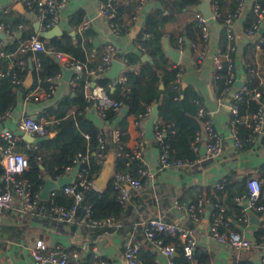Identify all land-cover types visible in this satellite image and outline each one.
Wrapping results in <instances>:
<instances>
[{
    "label": "crops",
    "instance_id": "1",
    "mask_svg": "<svg viewBox=\"0 0 264 264\" xmlns=\"http://www.w3.org/2000/svg\"><path fill=\"white\" fill-rule=\"evenodd\" d=\"M155 1L160 2V0ZM204 1L201 0L198 4L188 6L181 15L164 25L165 35L162 39V48L164 39L169 48H179L178 38H183L184 44L182 43L179 49L178 64H174L171 60L170 62L178 65L181 69L180 80H183L185 85H191L199 91L207 117L221 138V154L216 157H210L208 154L199 155L195 164L190 167L167 168L162 167L160 162L163 148L157 145L158 139H145L144 152L140 162L143 169L150 172L152 176L139 192L130 191L127 210L121 216L122 225L120 227H89L81 219L80 212L73 222L65 223L32 214L22 216L16 210H1L0 264H37L32 256V249L37 241H42L46 252L61 247L67 251L71 260L74 255H77L78 262H72V264H91L94 261H104L106 264H125L123 253L130 240L131 223L139 218L146 220L153 217H161L184 228L194 229L197 238L196 251L207 254L209 262L206 264H239L233 258L232 251L224 243L216 241L209 235V225L214 216L211 202L198 213V222L191 220L188 207L195 203L198 197L207 198V195L213 194L219 184L222 186L228 184L233 189H237L241 185L247 191V180L250 177L259 178L264 174V124L261 130L247 141V122L252 115L248 111L247 102L239 103L237 122L234 121L230 109L233 103V93L242 84L247 83L260 90L264 88V50L258 46L260 40L263 41L264 27L262 24L257 25V32L255 30L251 35L245 33V25L256 18L253 13L256 4L255 0H242L239 12L231 25L233 38L230 40L232 44H229L235 48L233 51L235 52L236 76L234 88L218 95L213 83L215 67L212 55L219 53V38L223 28L225 30L223 24L212 17L207 18L208 50L201 61L197 60V54L191 48L192 43H200V33L193 17L196 12H200L206 18L204 13L206 8L202 7ZM137 2L138 0L119 1L122 9L118 22L122 25L121 27L126 28L119 32H114L108 22L98 16L99 0H67L66 6L58 13L57 25L62 34L67 32L72 36L82 38L86 64H97L108 44L117 50L116 59L118 61L127 55L139 56L141 61H151L143 45V40L150 36H146L147 34L143 31L147 11L144 8V11L140 12L135 19L131 17L135 12ZM167 2L164 0V3ZM160 3L162 4V2ZM231 5L232 0H220L221 12L228 15ZM207 11L211 13L210 6ZM7 14L11 15L13 19L28 20L23 28L34 32L33 25L36 21L33 15L29 14L16 0H0V21ZM83 22L88 23V28L80 33L78 28ZM16 33V36L21 38L22 33L19 30ZM19 33H21L20 36H18ZM189 38H192L193 41H190ZM11 41H13V37L0 30V47ZM253 43H255L254 49L251 55H247L248 45ZM174 45L177 47L174 48ZM34 54L31 57L32 61L35 58ZM14 57H19V55L14 53L4 55L0 59V70L6 62L11 67L10 62ZM250 66L257 70V76L253 78L247 74ZM139 67L140 63L137 61L129 68L136 71ZM68 80H64L63 75L60 79H56V89L50 96L40 87L29 91L15 90L16 103L0 120V133L12 132L15 135L14 148L23 152L26 158V151H30L37 154V161L41 163L56 149L41 148L39 140L43 138L34 137L32 143L25 141L18 129L19 119L29 116L47 127L56 124L57 120L54 115L48 114L49 116H47L46 114L49 109L56 107L60 99L74 95ZM110 87V91H113L114 85ZM74 111L75 109L71 108L68 110V114H73ZM85 112L91 121L100 122V118L96 113L93 114L92 109ZM146 121L147 119L136 123L134 117L127 118L126 148L131 150L134 147L138 137L137 132L140 129L144 130ZM115 125L111 128L114 140L117 132ZM54 134L51 133L50 136L52 137ZM237 139L240 141V145H236ZM41 169L44 171L43 180L45 178L55 181L59 178H74L76 174L75 167L73 170H66L61 176L52 178L47 170L43 167ZM0 187H2L1 182ZM95 190L97 189L95 188ZM261 194V199L264 200V183L261 185ZM175 202L178 203L177 207ZM14 203L17 208L18 200H15ZM230 205L234 206L232 202ZM248 217L249 224H244L241 221L234 223V230L248 238L253 246L251 250L242 255L241 261L263 264L264 237H262L261 243H257L254 232L264 216H261L260 212L249 211ZM137 239L140 241L139 258L143 263L154 264V261L158 260L160 264H166V259L144 239L140 237Z\"/></svg>",
    "mask_w": 264,
    "mask_h": 264
},
{
    "label": "built area",
    "instance_id": "2",
    "mask_svg": "<svg viewBox=\"0 0 264 264\" xmlns=\"http://www.w3.org/2000/svg\"><path fill=\"white\" fill-rule=\"evenodd\" d=\"M20 3L29 14H32L35 21L39 24L41 30H48L57 25L58 13L63 9L67 0H16ZM120 0H99L98 16L106 20L114 32H119L122 29L117 23L119 18V7L121 4ZM124 2L127 0H123ZM155 0H138L135 6V12L132 13L131 17L135 19L140 12L144 11L147 4H151ZM242 0H239L238 6L234 13L226 16L222 15L220 8V0H209V6L211 11V17L218 20L222 19V24L225 27V32L228 40H232V29L231 25L236 18ZM254 16L260 21L263 18L264 10L260 9L259 5L256 4L253 9ZM196 27L200 33V43H192L191 48L197 54V60L201 61L208 50V38L209 31L207 26V18L202 13L196 12L193 17ZM23 27L22 24H18L17 29H11L8 25L0 22V30L5 32L7 35L13 36L18 29ZM88 28V23L83 22L78 30L80 33L84 32ZM258 28L257 24L250 28H245V33L251 35ZM146 36H149L147 34ZM183 42V38H178V50L180 49ZM260 40L259 43H261ZM259 46V44H258ZM234 46L230 45L228 51L233 52ZM32 52H45L43 43L38 39V35H31L26 40H23L14 54L19 55V59L16 63H11L20 67L22 71L25 67V60L22 58L26 53ZM53 58L59 63L62 68V72L57 73L52 78L48 79L50 83L49 90L53 93L56 89L55 80L60 79L63 75V69L72 70V74L69 81V85L73 88L76 86L77 79L85 70V65L79 61H76L71 56L62 52H51ZM4 52L0 51V58L4 56ZM117 50L114 46L108 44L105 47V51L98 62L95 69L87 71V74L91 76L103 75L109 70L112 61L117 60ZM36 66L38 65V59L33 58ZM212 61L214 63L213 78L216 79L218 70L226 64V85L224 92L230 91L234 88L235 67L234 61L229 56V53H215L212 55ZM125 65V68L120 70L116 76V80L113 84L119 85L122 92L128 90L126 84L125 69L127 65L126 58H122L120 61ZM3 71H0V77L3 76ZM249 77L253 78L257 76V70L250 66L247 70ZM181 78V69H178L176 75V81ZM12 83L15 86L22 84L21 77L14 72ZM84 97L86 102H95L93 109L96 111L97 116L103 119L106 111L111 110L113 112H121L123 104L121 101L111 98L107 91L99 85H96L91 80H85L84 82ZM264 91V88H263ZM254 101L258 108L254 112L247 122L246 140L252 139L254 134L258 133L264 124V103L261 101V90L257 87L249 85L247 83L242 84L239 88L235 89L233 93V103L231 104V113L234 116V121H238L239 103ZM90 107L86 105L84 111H89ZM151 108H147L144 115L138 116L135 119L136 123L144 121L151 116ZM9 110L6 112L8 113ZM196 117L201 120L200 125L206 132L207 140L205 143L206 152L210 157H216L221 154L222 143L219 134L214 130L211 120L207 117V112L204 107L199 105L196 113ZM158 120L156 121V123ZM155 123V124H156ZM18 129L21 134L31 135L36 138H47L49 130L46 125L39 121H36L32 117H21L18 121ZM163 130H157L154 125V136L156 139L161 140L163 136ZM117 140V132L115 134ZM137 140L134 147L126 153V156L130 160H141L144 145H145V132L143 129L138 130ZM84 137L88 140L87 134ZM100 140V148L103 147L102 139ZM15 135L10 131H4L0 133V165L3 169V173L0 175V211L1 210H16L18 214H32L35 216H43L52 218L59 222L71 223L73 222L79 212L81 213V219L89 227L92 228H106L111 226L120 227L122 224L115 220L114 217H107L103 219H94L91 216V206L89 204H82L84 194L90 189H95L94 178L89 175V153L86 152L77 153L73 160V165L67 167L66 170L75 169L74 166H78L76 169L75 177L72 181L61 188L52 189L49 193V202L44 201L40 198V193L32 192L29 182L22 178V174L27 170V158L23 152L18 151L14 148ZM201 144V130L196 135L193 142V149L198 150ZM236 145H240V141L236 140ZM200 148V147H199ZM160 162L162 167H190L195 164V160H171L167 147H164L160 154ZM81 166V167H80ZM152 174L147 170L140 168L138 169V175L135 177L128 171H114L111 177L110 183L112 188L117 193V200L119 201L123 209L130 198V191L139 192L146 184ZM264 183V174L261 177H250L246 182L247 192L246 194L234 198L232 205L240 208L239 221L244 224H249L248 212H261L264 206L259 202L261 194V185ZM218 189L222 188V185L217 186ZM61 193L70 198L68 205L56 204L54 197ZM15 200H18V207L15 208ZM207 205H210V201L206 197H198L197 201L189 205L188 210L190 218L193 222H198V213L203 211ZM175 206L178 203L175 202ZM130 240L126 245L123 253V259L125 264H145L139 258L140 253V241L138 237L144 239L152 248H154L162 257L166 259V264H178L175 260L177 247H180L182 256L190 263L195 264L193 255L197 247V238L194 229L184 228L173 222L165 220L161 217H153L150 219H141L134 221L130 225ZM209 235L218 242L224 243L231 251L233 258L240 262L241 257L244 253H247L252 249L250 240L240 233L229 229V219L225 216L224 208H220L219 211L213 216L212 221L209 225ZM169 238H175V240H169ZM32 256L37 264H72V262H78L79 257L74 255L72 260L67 251L61 247L55 248L53 251L46 252L45 245L42 241H37L34 248L32 249ZM264 264V258L262 259ZM91 264H106L104 261H94ZM154 264H160L158 260L154 261Z\"/></svg>",
    "mask_w": 264,
    "mask_h": 264
},
{
    "label": "trees",
    "instance_id": "3",
    "mask_svg": "<svg viewBox=\"0 0 264 264\" xmlns=\"http://www.w3.org/2000/svg\"><path fill=\"white\" fill-rule=\"evenodd\" d=\"M167 3L162 2L164 8H153L145 14L144 33L149 34L148 38L143 40L146 53L151 58V61H141L139 56L127 55V67L125 70L126 84L128 90L122 92L119 85L113 84L114 82L103 75L91 76L87 74L88 70L95 69L97 64H86L85 48L81 37L72 36L65 32L60 36L52 39H44L38 36V39L43 43L45 52H32L26 53L22 58L25 60V67L21 71L20 67L16 64L9 67L8 62L4 63L1 67L3 76L0 77V120L4 117L6 112L10 110L16 103V89L21 91H29L35 88H43L50 96L52 93L49 90L50 83L48 79L55 76L57 73L62 72L59 63L53 58L51 52H62L71 56L76 61L85 65V70L77 79V84L73 87L74 95L66 96L60 99L56 107L49 109L48 114L54 115L57 120L56 124L48 126L49 135L47 138L39 140V146L43 149L54 148L56 151L49 154L44 160L39 163L37 161V154L26 151L28 169L22 174V178L26 179L32 192L40 193L44 184L42 167L47 170L52 178L61 176L66 171L67 167L73 165L77 153H89V176L96 178L103 161L108 155L109 151L115 154L114 169L115 171H128L133 176L138 175V169L143 168L140 160H130L126 153L130 149L126 148L125 143L128 139L127 133V118L132 116L135 119L140 115H144L147 108H152L157 105V120L155 124L157 130H163L161 140H158L157 145L164 148L167 147L169 157L171 160H197L199 158L198 150L193 149V142L196 135L201 130V120L196 117L199 105L204 107L201 95L191 85H184L183 80L176 81V75L179 69L178 65L170 62V59L165 55L162 48V39L165 35L163 27L166 23L174 20L177 16L181 15L184 10L191 5L198 4L201 0H167ZM239 0H232V5L229 14L234 13L238 6ZM260 9L264 10V0H255ZM122 7H119L121 13ZM29 13V12H28ZM223 16H226L222 13ZM4 24L8 25L11 29H17L18 24L28 22L26 19H13L11 15H4L1 19ZM222 24V19H218ZM119 26H122L117 19ZM257 24L264 27V16L258 21L256 18L250 20L245 28H250ZM18 29L22 36L18 38L14 34L13 41L4 43L0 47V51L6 55L14 53L19 44L29 38L35 33L33 30ZM258 30H256L257 32ZM263 41L260 43V48L264 50V31ZM193 41L192 38H189ZM184 44V40L182 42ZM229 44L226 32L223 28L219 38V53H229L235 64V52L228 51ZM254 44H249L247 48V55H251ZM177 46L174 45V48ZM177 49V48H176ZM35 55L38 59V65L31 60ZM20 57H14L11 63H16ZM1 59V58H0ZM136 60V61H135ZM140 63L138 70H132L129 67L136 63ZM249 61V60H248ZM0 70V71H1ZM16 72L22 79L20 86H15L12 83L13 73ZM218 77L214 79V88L218 95L224 93L225 88V75L226 64L218 70ZM32 77V83L29 88L24 85V80L28 75ZM91 80L96 85L102 86L108 95L118 101H121L125 113L106 111L103 119L99 123L91 121L84 111V107L88 105L93 110L95 102H86L84 97V82ZM114 85L113 91H110V86ZM162 85V87H161ZM261 101L264 103V91L261 88ZM249 113L256 112L258 106L254 101L247 102ZM75 109L73 114H68L69 109ZM97 115V114H96ZM239 115V112H238ZM117 122V123H116ZM115 125L117 130V140L113 139L112 126ZM51 133H55L52 137ZM87 134V140L84 135ZM102 139L103 147L100 148V140ZM81 167V166H80ZM75 168V166H74ZM3 169L0 165V175ZM244 186H239L233 189L232 186L225 184L221 189H214V193L207 195L208 200L212 204V213L215 215L220 208H224L225 216L229 219V229L234 230V223L238 222L240 216V208L238 206H231L230 203L234 198L246 194ZM260 194L259 202L264 206V200L261 199ZM50 199L44 200L49 202ZM56 204L68 205L70 198L58 193L54 197ZM91 206V216L94 219H103L107 217H114L115 220L120 222L127 210L123 209L117 200V193L112 188L109 182L108 188L104 191H97L90 189L84 194L83 203ZM234 214V215H233ZM264 216V209L260 212ZM121 223V222H120ZM122 224V223H121ZM235 231V230H234ZM264 237V217L254 232V238L257 243H261ZM175 240V238H169ZM195 264H206L209 262L206 253L197 252L196 249L193 255ZM175 260L178 264H190L183 256L180 247H177ZM239 264H251L249 262L240 261Z\"/></svg>",
    "mask_w": 264,
    "mask_h": 264
},
{
    "label": "water",
    "instance_id": "4",
    "mask_svg": "<svg viewBox=\"0 0 264 264\" xmlns=\"http://www.w3.org/2000/svg\"><path fill=\"white\" fill-rule=\"evenodd\" d=\"M202 7H204V9L206 8V11L204 10V13L206 14V18L211 17L212 16L211 13H209L207 11L208 7H209V0H205L202 3ZM153 8L163 9V6L158 1H155L151 4H147L145 6V10L147 12ZM33 27H34V33L35 34H37L38 36H41L47 40L52 39V38L57 37V36H60L62 34V31L58 25H55L54 27H52L51 29H48V30H41L39 24L36 22L33 25ZM20 35H21V33L18 34V36H20ZM163 43H164L163 49H164L165 55L174 64H178L179 57H180V50L169 48V46L166 44L165 39H164ZM124 68H125V65L123 63H121L118 60H114L111 63L110 69L107 70V72H105L103 74V76L114 82L116 80V76L119 73V71L124 69ZM71 73H72V70L63 69V79L68 80V77ZM31 83H32V77L29 74L24 80V85L29 88L31 86ZM161 87H162V85H161ZM125 111H126L125 108H123L121 110V113L124 114ZM156 121H157V105H154L152 107L151 116L149 117V119H147V121L145 123V127H144L146 140H155L154 125H155ZM23 138L28 143H32L34 141V137L31 135H24ZM201 140H202V142H201L200 148H199V155L204 156L207 154L206 146H205L207 136H206V132L202 126H201ZM114 160H115L114 152L109 151L108 155L106 156L105 160L102 163L101 169H100L97 177L94 179V186L97 190L104 191L108 188L111 177L115 171ZM76 169H78V166H76ZM71 181H72L71 177L70 178H59L56 181L51 180L49 178H45L43 188L40 192V198L43 200H48L49 199V193L52 189L61 188L64 185L70 183Z\"/></svg>",
    "mask_w": 264,
    "mask_h": 264
}]
</instances>
